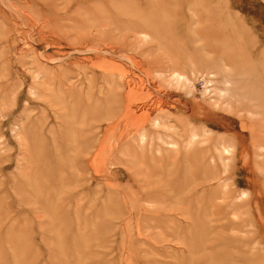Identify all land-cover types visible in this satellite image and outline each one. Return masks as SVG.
<instances>
[{"label": "rangeland", "instance_id": "374dc122", "mask_svg": "<svg viewBox=\"0 0 264 264\" xmlns=\"http://www.w3.org/2000/svg\"><path fill=\"white\" fill-rule=\"evenodd\" d=\"M0 264H264V0H0Z\"/></svg>", "mask_w": 264, "mask_h": 264}]
</instances>
